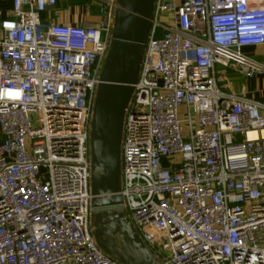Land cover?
<instances>
[{
    "label": "built area",
    "instance_id": "built-area-1",
    "mask_svg": "<svg viewBox=\"0 0 264 264\" xmlns=\"http://www.w3.org/2000/svg\"><path fill=\"white\" fill-rule=\"evenodd\" d=\"M0 10V264H121L96 244L90 130L117 0L99 23ZM264 0H155L121 146L123 209L160 264H264Z\"/></svg>",
    "mask_w": 264,
    "mask_h": 264
},
{
    "label": "water",
    "instance_id": "water-1",
    "mask_svg": "<svg viewBox=\"0 0 264 264\" xmlns=\"http://www.w3.org/2000/svg\"><path fill=\"white\" fill-rule=\"evenodd\" d=\"M155 0H117L111 46L90 130L91 208L98 247L121 264H160L123 209L121 146L126 110L139 78Z\"/></svg>",
    "mask_w": 264,
    "mask_h": 264
},
{
    "label": "crops",
    "instance_id": "crops-1",
    "mask_svg": "<svg viewBox=\"0 0 264 264\" xmlns=\"http://www.w3.org/2000/svg\"><path fill=\"white\" fill-rule=\"evenodd\" d=\"M101 0H57V5L48 10L43 15V20L61 26H91L99 23ZM0 10L4 18H9L13 10V0H0ZM249 55L260 54L257 49H247ZM230 70L221 67L216 68L218 83L222 89L233 93H245L253 100L264 98V74L258 75L254 79L241 77L238 73H233L231 79L225 84L226 78L221 79V75ZM224 72V73H223ZM223 85V86H222Z\"/></svg>",
    "mask_w": 264,
    "mask_h": 264
},
{
    "label": "rangeland",
    "instance_id": "rangeland-1",
    "mask_svg": "<svg viewBox=\"0 0 264 264\" xmlns=\"http://www.w3.org/2000/svg\"><path fill=\"white\" fill-rule=\"evenodd\" d=\"M254 58L255 61L260 62V63H264V58L260 55H256V56H252ZM224 73V72H223ZM240 75V74H239ZM222 77H220L221 79L226 78L225 84H228V80L232 78L233 73L231 71H227L226 73H224L223 75H221ZM241 76V75H240ZM243 77V76H241ZM223 86V85H222ZM229 91V90H228Z\"/></svg>",
    "mask_w": 264,
    "mask_h": 264
}]
</instances>
